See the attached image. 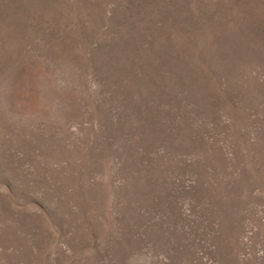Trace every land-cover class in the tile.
Returning a JSON list of instances; mask_svg holds the SVG:
<instances>
[{
    "label": "rangeland",
    "instance_id": "374dc122",
    "mask_svg": "<svg viewBox=\"0 0 264 264\" xmlns=\"http://www.w3.org/2000/svg\"><path fill=\"white\" fill-rule=\"evenodd\" d=\"M0 264H264V0H0Z\"/></svg>",
    "mask_w": 264,
    "mask_h": 264
}]
</instances>
